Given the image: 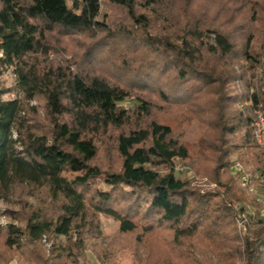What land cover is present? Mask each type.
<instances>
[{
    "label": "trees",
    "instance_id": "trees-1",
    "mask_svg": "<svg viewBox=\"0 0 264 264\" xmlns=\"http://www.w3.org/2000/svg\"><path fill=\"white\" fill-rule=\"evenodd\" d=\"M78 35L89 39L81 55L58 59L60 38ZM123 44L145 59L113 61L125 75L113 80L95 62ZM263 55L264 0H0V72L17 76L0 85V264H85L102 216L119 224L107 252L142 245L154 264H264L261 205L245 206L231 159L264 174L253 127L264 89L251 94L249 78ZM157 68L165 83H154ZM190 114L208 128L195 154ZM103 138L114 165L100 163ZM176 161L220 189L193 188Z\"/></svg>",
    "mask_w": 264,
    "mask_h": 264
},
{
    "label": "rangeland",
    "instance_id": "rangeland-1",
    "mask_svg": "<svg viewBox=\"0 0 264 264\" xmlns=\"http://www.w3.org/2000/svg\"><path fill=\"white\" fill-rule=\"evenodd\" d=\"M204 0H199V2H202ZM208 1V0H205ZM104 13L106 12L109 15V22H111L112 24H121V25H128L127 19L125 17V13L119 9H114L111 7H107L104 6L103 8ZM244 13H247V11L245 10ZM225 18H222L221 21L219 23L223 24ZM225 24V23H224ZM227 27V26H226ZM61 52H60V57L58 59H72L73 54L74 55H81L82 53V47L81 44L84 42H87L89 39L86 35H78V36H72V37H61ZM240 41V40H238ZM139 50V49H138ZM121 53H125V55H122ZM144 50L140 49L139 53L134 52L133 49L127 47L125 44L121 45L118 49V51L115 53L114 56H112L111 58L109 57V53L105 52V50H103L102 54L100 56L103 55L104 58L99 59L98 61L95 62V64L98 66V68L105 74L110 75L109 77L113 80H116V78H120V76L122 75L123 71H120L121 74L117 73L119 71H115L113 65L116 63V61H118V63L122 62V58L127 56V60L130 62H136L137 59H139L140 57L142 59H145L144 57ZM122 55V56H121ZM56 57V55L51 54L50 55V59H54ZM115 61V63L113 62ZM246 68L249 67L248 63L246 61H244L242 63ZM116 65V64H115ZM154 71V70H152ZM154 76V83H158V79L161 77V68L157 70H155V72H153ZM125 77V75H122ZM172 76V75H171ZM170 76V77H171ZM169 77V78H170ZM249 78L251 81V86H250V93H254L257 91H261L262 89H264V55L261 58V66L254 71V73L252 72L249 73ZM158 81H157V80ZM160 80L162 81V83H165L167 81V77L164 78H160ZM17 82V76L14 74V68H9L6 70V72L2 73L0 72V85L6 87V88H10L13 85H15V83ZM153 96V95H152ZM15 97L14 94L11 95H6L4 98L5 99H13ZM135 98V96H132L131 99ZM249 101L244 102L243 104L239 105V108L244 110V106L248 105ZM34 107H38L39 111H43V109L39 106L40 104L37 102H33L31 104ZM125 108H129L132 105V100H128L127 102L122 104ZM249 106V105H248ZM43 113H41V115L43 116ZM208 130L207 125H205L200 119L196 118L195 116L190 114V118L189 120H187L186 122H184L183 125V131H184V135H185V140L187 141L188 145L191 147L192 153L195 154L194 151L197 150V144L199 142V140L201 139L202 135ZM101 141V148H102V153H101V157H100V163L103 164L104 166H109V165H114L115 160H111L110 155L108 156L105 152H107V148L108 151L111 150V143H113L112 140H110L109 138H103ZM113 154V153H112ZM238 158V154L234 153L231 156L232 161H236ZM176 175L179 178H182L186 181H189L192 185L193 188L201 191V193H205L207 191L210 190H219L220 187L217 186V184L213 181H211L208 177H202V176H196L189 168L185 167L180 161H176ZM231 174V172H230ZM257 174V173H255ZM253 174V176L255 175ZM231 176L233 177V175L231 174ZM238 185L241 187V184L239 183V181H237ZM242 188V187H241ZM247 195L249 196V200L250 202L245 203V206L248 207V204L252 205V201H255L257 198L256 197H261L264 198V183L260 184V183H256V197L254 195L249 194L246 191ZM261 206L260 209H256L255 211H260L263 208V204L258 202ZM0 208H4V205L2 203H0ZM3 222L5 223L6 221L3 220ZM118 228H119V224L118 222H116L115 220L111 219V218H107L105 216L101 217V235L99 237L96 238H91L88 240L89 246H91L90 249H88L87 251V259L88 262L85 264H101V262L97 259L96 253L92 250V247H96L98 252H104V250L106 249V247L103 245L104 241L106 239H108V241H110V237H113L117 232H118ZM108 237V238H107ZM107 241V242H108ZM106 242V243H107ZM131 247V246H130ZM125 247V248H121L119 250H116L114 252V250H112V252H107L105 250L104 253L108 254V253H113L112 256V263L111 264H154V258L156 256V252H153V250L151 248H149L148 246H142V245H138L135 247ZM47 248H49V245H47ZM200 251V250H199ZM196 251L197 253H195V256L198 257V259L204 260V258L202 257V253ZM202 257V258H201ZM22 261L21 256H18L17 258H15L10 264H20Z\"/></svg>",
    "mask_w": 264,
    "mask_h": 264
},
{
    "label": "built area",
    "instance_id": "built-area-1",
    "mask_svg": "<svg viewBox=\"0 0 264 264\" xmlns=\"http://www.w3.org/2000/svg\"><path fill=\"white\" fill-rule=\"evenodd\" d=\"M248 105H252V101H249ZM255 119L253 122L254 127V137L257 144L264 149V114L261 110H255ZM233 175H235L241 186L251 195L256 197V183L263 184L264 183V174H255L254 176L249 175L245 172L242 164L239 161H235L232 167ZM257 201L264 205V198L256 197ZM260 217L264 219V206L259 211ZM246 222V219H242L239 222V228L243 226Z\"/></svg>",
    "mask_w": 264,
    "mask_h": 264
}]
</instances>
